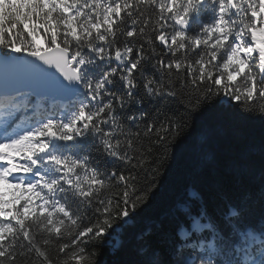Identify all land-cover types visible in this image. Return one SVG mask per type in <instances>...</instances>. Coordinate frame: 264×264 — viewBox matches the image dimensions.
Returning <instances> with one entry per match:
<instances>
[{
	"label": "snow or ice",
	"instance_id": "6c2138e0",
	"mask_svg": "<svg viewBox=\"0 0 264 264\" xmlns=\"http://www.w3.org/2000/svg\"><path fill=\"white\" fill-rule=\"evenodd\" d=\"M0 66V264H101L192 114L226 102L264 121V0H0ZM259 147L258 224L193 193L180 243L154 226L134 264H264V133Z\"/></svg>",
	"mask_w": 264,
	"mask_h": 264
},
{
	"label": "trees",
	"instance_id": "16d2710c",
	"mask_svg": "<svg viewBox=\"0 0 264 264\" xmlns=\"http://www.w3.org/2000/svg\"><path fill=\"white\" fill-rule=\"evenodd\" d=\"M202 19L207 22L208 14ZM158 43V42H157ZM163 51L162 48H158ZM150 108V105H145ZM153 112L154 108L151 109ZM189 126L176 146L169 149L164 161L151 202L133 220L116 221L108 240L97 246L101 264H134L141 258L142 233L155 227H163L165 240L153 238V243L164 247L166 243H180L175 220L182 206L196 198L195 193L213 209L227 212V205L243 206V221L258 224L261 219V180L259 141L264 133V121L260 113L234 109L231 105L216 102L208 111L192 114ZM211 133V139H209ZM242 146L247 147L244 159L251 165L245 169L243 181L232 178L229 162ZM218 157L219 162L213 163ZM101 166L112 169L114 162L103 159ZM117 170L119 165L116 164ZM50 255H55L49 249Z\"/></svg>",
	"mask_w": 264,
	"mask_h": 264
},
{
	"label": "water",
	"instance_id": "95a60500",
	"mask_svg": "<svg viewBox=\"0 0 264 264\" xmlns=\"http://www.w3.org/2000/svg\"><path fill=\"white\" fill-rule=\"evenodd\" d=\"M11 74V70L0 66V81L4 80L6 77H8Z\"/></svg>",
	"mask_w": 264,
	"mask_h": 264
}]
</instances>
